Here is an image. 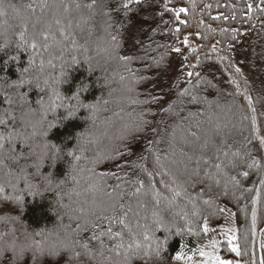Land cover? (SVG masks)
Masks as SVG:
<instances>
[{
    "label": "trees",
    "instance_id": "16d2710c",
    "mask_svg": "<svg viewBox=\"0 0 264 264\" xmlns=\"http://www.w3.org/2000/svg\"><path fill=\"white\" fill-rule=\"evenodd\" d=\"M261 140L264 0H0V264H262Z\"/></svg>",
    "mask_w": 264,
    "mask_h": 264
},
{
    "label": "snow or ice",
    "instance_id": "6c2138e0",
    "mask_svg": "<svg viewBox=\"0 0 264 264\" xmlns=\"http://www.w3.org/2000/svg\"><path fill=\"white\" fill-rule=\"evenodd\" d=\"M135 2H136V3H139L140 0H135ZM123 7H124V8H127V7H128V4H124ZM180 12H184V9L181 8V9H180ZM181 23H183V21H181ZM33 47H35V45H33ZM173 51H175V52L178 53V52H179V49H173ZM189 75H191V73H189ZM260 144H261V145H264V140H261V141H260ZM253 164H256V161H255V160H253ZM244 175L246 176L247 173H244ZM17 200H19V197H17ZM220 211L223 212L224 209H220ZM121 223H123V221H121ZM109 231H111V230L109 229ZM145 239H147V236L145 237ZM229 243L231 244V241H229ZM85 247H87V246L85 245ZM160 247L162 248V244L160 245ZM231 251L234 252V253H236L237 255L240 254V253H239V249H238L237 247H231ZM159 255H160V253L157 252V256H159ZM177 259H179V257H177ZM215 259H216V261H217V264H226V261H224V260H220L219 257H216ZM262 264H264V262H262Z\"/></svg>",
    "mask_w": 264,
    "mask_h": 264
}]
</instances>
